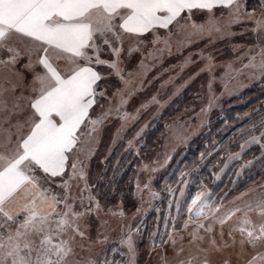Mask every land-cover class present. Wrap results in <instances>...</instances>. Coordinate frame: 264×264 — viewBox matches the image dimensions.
I'll return each mask as SVG.
<instances>
[{"label": "rangeland", "instance_id": "rangeland-1", "mask_svg": "<svg viewBox=\"0 0 264 264\" xmlns=\"http://www.w3.org/2000/svg\"><path fill=\"white\" fill-rule=\"evenodd\" d=\"M239 3L240 23H230V9L194 10L184 31L170 37V52L163 42L153 44L151 33L126 36L119 55L123 80L107 66L96 67L107 98H99L90 115L111 113L93 134L91 151L79 154L84 178L70 181L72 196H82L85 205L93 198V211L79 221L85 236L71 242L69 264H260L264 242L253 246L240 229L264 223V216L245 207L264 200V75L244 68L257 43L264 46L257 39L264 24L253 31L257 20L264 22V3ZM157 34L164 37L167 30ZM101 58L115 59L107 49ZM240 106H249L240 120L220 130L214 126L227 109ZM158 124L157 139L149 138ZM214 131L218 138L211 139ZM197 141H210L208 152L188 167L183 159ZM59 183H53L57 193ZM198 188L209 193L211 208L199 217L187 212L185 199ZM25 203L21 191L8 207ZM36 207L48 210L40 199ZM75 207L80 210L79 202ZM237 207L241 211L225 219ZM245 213L251 224H244ZM129 230L134 258L121 243Z\"/></svg>", "mask_w": 264, "mask_h": 264}, {"label": "snow or ice", "instance_id": "snow-or-ice-1", "mask_svg": "<svg viewBox=\"0 0 264 264\" xmlns=\"http://www.w3.org/2000/svg\"><path fill=\"white\" fill-rule=\"evenodd\" d=\"M216 8L232 11L235 18L230 23L241 22L239 0H0V68L7 67L21 78L10 88L0 85V264H69L74 255L71 242L85 236L79 221L93 211V198L88 197L85 205L82 196H72L70 181L84 178L79 154L91 151L93 134L111 113V109L103 111L95 119L90 115L98 99L107 98L99 85L105 77L96 67L107 66L123 80L119 55L126 36L151 33V42H163V50L170 52V37L184 31L194 10L211 14ZM212 21L210 15L208 23ZM262 24L257 20L253 31ZM192 27L204 30L203 25ZM159 30L167 34L161 37ZM257 39H264V34ZM105 49L115 59H102ZM255 53L244 68L259 69L264 75V46L257 43ZM23 59H27L23 71H15ZM24 72L31 74L30 81ZM9 92L10 102L5 98ZM251 142L259 140L253 137ZM57 178L60 193L53 189ZM21 191L28 203L9 209ZM181 196L185 197L183 191ZM208 197L200 188L189 193L187 212L199 217L205 208L211 210ZM37 199L48 210H39ZM245 207L264 216V200ZM237 211L241 209L225 219ZM243 222L251 224L247 213ZM240 231L246 232L253 246L264 242V223ZM125 235L121 243L134 258L131 231Z\"/></svg>", "mask_w": 264, "mask_h": 264}, {"label": "trees", "instance_id": "trees-1", "mask_svg": "<svg viewBox=\"0 0 264 264\" xmlns=\"http://www.w3.org/2000/svg\"><path fill=\"white\" fill-rule=\"evenodd\" d=\"M251 91H252V89H248L245 92L248 93V92H251ZM235 99L236 98H233L232 101L235 100ZM240 111L248 112L249 111V106L248 107L240 106V107H234V108L227 109L225 111L224 116H222L221 119L217 122L219 125L216 126L217 123L216 124L213 123L214 126L219 128V130L220 129H224L226 127H230L231 123H234V122L240 120V118H241ZM215 127H214V129H215ZM161 130H162V125L161 124L156 125L154 130L151 131V133H150V135L148 137L149 138H154L156 140L157 138H155V136ZM217 136H218V134L214 131V132H212V136H211L212 138L211 139H213L214 137L216 139ZM155 140H154V144H155ZM210 141H212V140H210ZM210 141L205 142V143L197 141L196 142L198 144L197 148L189 149V151L187 152V155L183 159L182 164H185V165H188V167H191L194 164L198 163V161L203 159L205 157L204 155H206L207 152H208L207 149H208V146H210Z\"/></svg>", "mask_w": 264, "mask_h": 264}, {"label": "crops", "instance_id": "crops-1", "mask_svg": "<svg viewBox=\"0 0 264 264\" xmlns=\"http://www.w3.org/2000/svg\"><path fill=\"white\" fill-rule=\"evenodd\" d=\"M33 59H35V57H33ZM24 63H27V59L21 60V62L16 65L15 71H21L22 72ZM24 77L29 81L32 78L31 74L27 73V72H24ZM20 79L21 78L17 75H14V72L10 71L9 68H7V67L0 68V85H2L3 87L10 88L12 86V84H18L20 82ZM12 95L13 94L11 92L6 93L5 98L8 99L10 102ZM4 115H7V113H4Z\"/></svg>", "mask_w": 264, "mask_h": 264}]
</instances>
